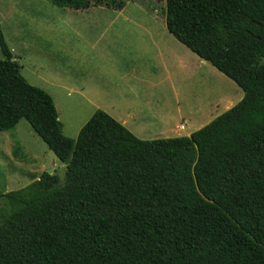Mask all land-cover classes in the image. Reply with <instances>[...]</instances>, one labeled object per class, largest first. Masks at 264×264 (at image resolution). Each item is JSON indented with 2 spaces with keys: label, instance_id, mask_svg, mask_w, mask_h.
<instances>
[{
  "label": "trees",
  "instance_id": "1",
  "mask_svg": "<svg viewBox=\"0 0 264 264\" xmlns=\"http://www.w3.org/2000/svg\"><path fill=\"white\" fill-rule=\"evenodd\" d=\"M164 21L243 97L190 137L151 141L100 110L66 138L51 97L21 76L0 29V132L25 120L66 164L62 182L43 172L1 196L0 264H195L207 255L264 264V0H165Z\"/></svg>",
  "mask_w": 264,
  "mask_h": 264
},
{
  "label": "rangeland",
  "instance_id": "2",
  "mask_svg": "<svg viewBox=\"0 0 264 264\" xmlns=\"http://www.w3.org/2000/svg\"><path fill=\"white\" fill-rule=\"evenodd\" d=\"M112 1H124L125 5L118 11L100 7L74 10L56 7L46 0H0V29L7 47L16 58L20 74L26 82L51 97L66 138L76 140L81 128L97 110L74 93L57 89L59 75L67 78L72 73L78 79L96 81L99 75L106 72L117 78L118 71L131 66H139L143 73L150 69L158 78L155 82L158 88L152 90L155 100L163 97L164 101L173 105L179 103L177 107L182 114L190 108L197 109L202 115L200 123L190 129L192 132L202 128L196 129L201 126L199 124L204 127L242 99L243 93L232 81L207 63L204 67L195 63L194 54L172 36L159 38L155 46L145 34L134 31L124 22L148 17L164 20L165 0ZM12 15L14 20H11ZM46 21L55 26H48ZM18 23L23 33L19 27L12 26ZM163 26L161 22L157 27ZM17 29V34H13ZM121 35H139L141 38L132 37L130 41H135L137 49L140 44L144 46L143 50L149 54L139 55L137 60L140 63H126L127 59L119 53L125 49L123 38H119ZM39 56L45 57L40 68L37 66ZM0 59H4L1 51ZM164 71L169 73V85L167 81L159 80ZM95 100L105 104L107 97ZM112 100L114 98H108V101ZM159 112H163L162 108ZM17 147L22 159L15 155ZM49 170L62 182L66 164L56 159L25 120L9 132H0V208L4 206L1 196L26 187L33 177ZM207 262L214 263L211 255L200 261L201 264Z\"/></svg>",
  "mask_w": 264,
  "mask_h": 264
},
{
  "label": "crops",
  "instance_id": "3",
  "mask_svg": "<svg viewBox=\"0 0 264 264\" xmlns=\"http://www.w3.org/2000/svg\"><path fill=\"white\" fill-rule=\"evenodd\" d=\"M99 7L105 8L101 6ZM11 20H14L13 15ZM124 22H127L128 27L130 26L132 29H134V31L138 30V32H142L143 34H145L147 38H150V42H152L155 46L159 38L171 36L168 32L165 33L167 29L164 20L158 21L154 18L148 17L127 19L124 20ZM159 22H163L164 26L158 28L157 26L158 24H160ZM50 23L51 21H46V24L48 26H55V24ZM12 26L19 27L23 33V29L19 26V23L13 24ZM17 31L18 29L14 30L13 34L16 35ZM132 37L140 36L121 35L119 37L123 38L122 43L125 47L124 51H120L119 53L124 55V58L127 59V61L125 62L130 65H133L131 63H140L137 60L139 55L148 52L146 50H143L144 46H142L140 43V46L137 49V47L135 46V41H130ZM9 51L11 53L12 60L17 62L12 51ZM24 53L26 52L24 51ZM160 53L165 54L161 51ZM148 54L149 53H147V55ZM192 58L196 61L195 63L201 65L202 67H204V65L206 64V62L199 59L198 57H195V55H193ZM44 59V56H39V61L37 62L38 68L43 66V61H45ZM150 64L151 63H149V65ZM177 65L181 70H183L180 67V64ZM147 71L146 73H143L139 66H131L130 68H125L122 71H118L117 78L109 76L110 73L106 72L103 73V75H99L98 80L96 81L81 80L76 78L77 76H74V74L72 73L71 76L67 78H63L59 75V77L57 78L58 83H56V88L74 93V95H77L86 103L93 105L95 107V110H100L106 113L108 116L122 125L127 131H129L134 137L140 140L151 141L157 139L190 137L193 133H195L190 129H193L195 126H197L198 123H200L202 115L197 109L190 108L186 110L185 114H182L180 108L177 107L180 105L179 103L178 105H173V103L164 101L163 97L161 100H155V95L154 93H152V90L158 88L155 85L158 81V78L155 77L156 75H153L150 69H147ZM115 75L116 74H114V76ZM87 76H89L88 73ZM159 80L160 82L167 81L169 85V73L164 71ZM88 84H97V86L89 87ZM170 93L173 94L172 89H170ZM57 96H60V94ZM98 97H107V102L104 104L95 100ZM108 98H114V100L108 101ZM178 100L179 99H177V101ZM228 102H230V100L227 98V103ZM160 107L162 108L163 112H159V110H161ZM199 125L201 126L197 127L196 129L200 127L203 128V124ZM140 132L143 134H141ZM40 173L42 174L43 172ZM38 177L39 176L35 177V179ZM207 263L212 264L210 262ZM195 264H198V262Z\"/></svg>",
  "mask_w": 264,
  "mask_h": 264
},
{
  "label": "water",
  "instance_id": "4",
  "mask_svg": "<svg viewBox=\"0 0 264 264\" xmlns=\"http://www.w3.org/2000/svg\"><path fill=\"white\" fill-rule=\"evenodd\" d=\"M47 174L50 175V174H51V170H49V171L47 172Z\"/></svg>",
  "mask_w": 264,
  "mask_h": 264
}]
</instances>
